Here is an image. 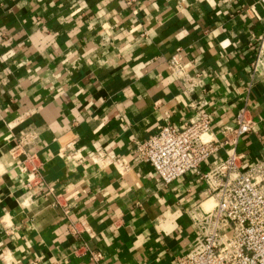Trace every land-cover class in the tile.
<instances>
[{
	"label": "crops",
	"instance_id": "0c3cea01",
	"mask_svg": "<svg viewBox=\"0 0 264 264\" xmlns=\"http://www.w3.org/2000/svg\"><path fill=\"white\" fill-rule=\"evenodd\" d=\"M263 30L258 0H0V218L15 227H0V264H178L205 184L162 183L133 144L191 122L197 100L222 138L245 105L254 127L236 149L256 161ZM175 52L194 64L189 88L167 67Z\"/></svg>",
	"mask_w": 264,
	"mask_h": 264
},
{
	"label": "built area",
	"instance_id": "2783aa9c",
	"mask_svg": "<svg viewBox=\"0 0 264 264\" xmlns=\"http://www.w3.org/2000/svg\"><path fill=\"white\" fill-rule=\"evenodd\" d=\"M139 1L121 0L127 7ZM258 2L264 7V0ZM259 39L264 41V30ZM258 57L259 52L253 71ZM193 66L192 61H182L178 52L167 59L168 69L185 88L191 87ZM204 106L203 100H197V116L182 128L165 122L155 133L135 141L133 158L153 168L164 184L189 171H195L205 184L206 200L211 204L192 211L197 234L188 252L176 259L178 264H264V153L247 165L245 155L236 149L239 141L252 131L254 121L248 108L241 106L233 124L224 125L222 138L218 139L213 135ZM219 152L223 157L201 171V164ZM33 157L27 156L26 161ZM30 173L39 179L38 185L43 184L36 167ZM32 176L27 177L28 186ZM0 227L6 234L15 230L3 218ZM90 257L96 262L100 254L90 251Z\"/></svg>",
	"mask_w": 264,
	"mask_h": 264
},
{
	"label": "bare ground",
	"instance_id": "6f19581e",
	"mask_svg": "<svg viewBox=\"0 0 264 264\" xmlns=\"http://www.w3.org/2000/svg\"><path fill=\"white\" fill-rule=\"evenodd\" d=\"M210 204H211V203H210V200H207L206 203L203 204V206H204V207H208V206H210Z\"/></svg>",
	"mask_w": 264,
	"mask_h": 264
}]
</instances>
